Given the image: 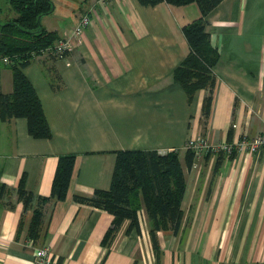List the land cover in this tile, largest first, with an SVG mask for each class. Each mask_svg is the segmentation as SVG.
Instances as JSON below:
<instances>
[{
  "label": "crops",
  "instance_id": "crops-1",
  "mask_svg": "<svg viewBox=\"0 0 264 264\" xmlns=\"http://www.w3.org/2000/svg\"><path fill=\"white\" fill-rule=\"evenodd\" d=\"M70 2L61 25L45 15L40 23L62 39L87 14L90 24L75 48L58 59L35 55L22 68L51 137H32L23 117L0 121V182L6 186L0 195V264H32L34 249L43 245L56 264H264V149L207 153L197 168L185 161L189 137L234 142L264 134V0H222L206 16L219 52L207 118V90L188 100L172 77L189 51L181 28L199 17L196 2ZM51 82L60 87L52 89ZM0 90H12V70L3 59ZM120 149L177 152L186 180L178 234L203 239L178 241V234L160 230L157 256L142 208L138 229L125 219L102 244L113 215L73 195L108 189ZM68 153L75 160L66 195L43 205L42 235L33 241L28 230L36 201L24 208L18 182L24 177L28 191L49 196L58 157Z\"/></svg>",
  "mask_w": 264,
  "mask_h": 264
},
{
  "label": "trees",
  "instance_id": "trees-1",
  "mask_svg": "<svg viewBox=\"0 0 264 264\" xmlns=\"http://www.w3.org/2000/svg\"><path fill=\"white\" fill-rule=\"evenodd\" d=\"M15 15L0 23V60L7 58L12 70V90H0V121L23 117L27 121L28 133L34 138H50L52 133L46 120L38 94L22 71L31 58L43 54L50 59L64 57L67 52L55 54L53 47L60 39L56 33L45 29L40 17L54 9L52 0H8ZM143 5L166 2L184 5L196 2L200 15L182 26V33L189 51L174 68L172 77L185 90L188 100L198 89H206L202 114L208 117L215 83L213 67L218 60V49L210 42L206 30L207 14L222 0H138ZM56 90L60 84L50 83ZM115 164L108 189L96 188L90 196L74 194V201L103 209L113 215L101 242L108 245L121 222L130 221L129 228H139L138 211L144 209L149 224L152 247L159 256L158 231L170 230L177 235L181 227V203L186 189L184 170L175 150L159 152L154 149H120L116 152ZM221 153V152H219ZM193 152L186 150L187 165L193 162ZM75 155L62 154L58 157L49 196L35 195L24 186V177L18 182V198L24 208L36 201L28 236L36 241L41 238L43 205L52 198L63 199L66 195ZM6 189L0 182V195Z\"/></svg>",
  "mask_w": 264,
  "mask_h": 264
},
{
  "label": "built area",
  "instance_id": "built-area-1",
  "mask_svg": "<svg viewBox=\"0 0 264 264\" xmlns=\"http://www.w3.org/2000/svg\"><path fill=\"white\" fill-rule=\"evenodd\" d=\"M104 2L105 0H100ZM90 24V17L84 14L80 17L76 26L62 39H59L53 47L55 54H61L73 50L76 46L79 36L82 34L84 28ZM47 53V49L43 51ZM7 62V58H3ZM185 148L193 152L194 158L192 167L197 168L199 160L207 153L223 152L227 155L233 152L248 150L251 152H258L264 149V134L256 135L252 138H241L234 142H212L205 136L196 135L189 137L185 141ZM32 264H56L50 248L46 245L36 247L34 249Z\"/></svg>",
  "mask_w": 264,
  "mask_h": 264
},
{
  "label": "rangeland",
  "instance_id": "rangeland-1",
  "mask_svg": "<svg viewBox=\"0 0 264 264\" xmlns=\"http://www.w3.org/2000/svg\"><path fill=\"white\" fill-rule=\"evenodd\" d=\"M54 2L55 10L52 14L45 15V19H49L50 21L53 20L54 23L61 25L62 16H66L69 12L70 6V0H52ZM70 3H68V2ZM14 16V10L12 6L10 5L8 0H0V23H4L5 21L11 19ZM179 236L176 237V240H188V236H190V239L195 238L199 239L204 237V234H188V233H180ZM189 239V240H190Z\"/></svg>",
  "mask_w": 264,
  "mask_h": 264
}]
</instances>
